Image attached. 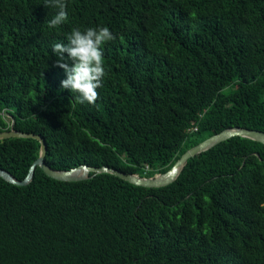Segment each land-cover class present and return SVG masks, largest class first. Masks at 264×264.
<instances>
[{
	"label": "trees",
	"instance_id": "obj_1",
	"mask_svg": "<svg viewBox=\"0 0 264 264\" xmlns=\"http://www.w3.org/2000/svg\"><path fill=\"white\" fill-rule=\"evenodd\" d=\"M56 11L0 0V132L40 134L52 168L149 177L224 128L264 131V0H67L50 28ZM97 25L115 39L97 100L81 104L52 48ZM39 151L2 139L0 167L22 180ZM89 175L0 177V264H264L261 142L227 139L161 187Z\"/></svg>",
	"mask_w": 264,
	"mask_h": 264
},
{
	"label": "clouds",
	"instance_id": "obj_2",
	"mask_svg": "<svg viewBox=\"0 0 264 264\" xmlns=\"http://www.w3.org/2000/svg\"><path fill=\"white\" fill-rule=\"evenodd\" d=\"M46 7L57 9L56 14L48 21L50 28H55L69 18L67 0H44ZM115 39L108 26L74 28L67 36V43L56 42L52 51L57 57L56 65L65 71L66 78L60 86L71 93L78 94L81 104L95 103L98 97L97 88L105 76L103 45Z\"/></svg>",
	"mask_w": 264,
	"mask_h": 264
},
{
	"label": "water",
	"instance_id": "obj_3",
	"mask_svg": "<svg viewBox=\"0 0 264 264\" xmlns=\"http://www.w3.org/2000/svg\"><path fill=\"white\" fill-rule=\"evenodd\" d=\"M235 136L249 138L264 144V131L239 126L227 127L212 134L211 136L205 138L196 145L187 149L183 154L179 156V158L167 171L146 177L140 176L138 174L126 173L117 168L109 166L97 167L83 164L78 167H73L67 170L54 169L49 166L45 160V155L47 152V145L45 139L40 134L16 130L14 129L13 125H11L8 130L0 132V140L10 137L34 138L40 143L39 156L32 163L28 173L22 180L16 179L9 171L1 167L0 177L16 185H27L33 178L35 168L39 166L49 177L61 181H79L88 178L90 176V172L94 174L106 172L111 173L135 185H140L144 187H161L172 183L177 178L185 162L189 158L197 156L202 152H205L210 148L216 146L217 144Z\"/></svg>",
	"mask_w": 264,
	"mask_h": 264
},
{
	"label": "rangeland",
	"instance_id": "obj_4",
	"mask_svg": "<svg viewBox=\"0 0 264 264\" xmlns=\"http://www.w3.org/2000/svg\"><path fill=\"white\" fill-rule=\"evenodd\" d=\"M6 117H8V115L7 114H4Z\"/></svg>",
	"mask_w": 264,
	"mask_h": 264
}]
</instances>
